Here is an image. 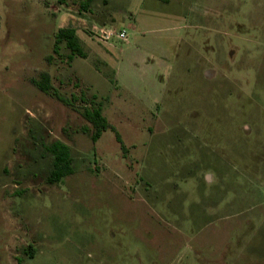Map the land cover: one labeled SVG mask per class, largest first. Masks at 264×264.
Listing matches in <instances>:
<instances>
[{
  "label": "rangeland",
  "instance_id": "obj_1",
  "mask_svg": "<svg viewBox=\"0 0 264 264\" xmlns=\"http://www.w3.org/2000/svg\"><path fill=\"white\" fill-rule=\"evenodd\" d=\"M84 1L0 0V264H264V0Z\"/></svg>",
  "mask_w": 264,
  "mask_h": 264
},
{
  "label": "trees",
  "instance_id": "obj_2",
  "mask_svg": "<svg viewBox=\"0 0 264 264\" xmlns=\"http://www.w3.org/2000/svg\"><path fill=\"white\" fill-rule=\"evenodd\" d=\"M93 0H85L82 3L83 8H88ZM166 2L167 0H161ZM61 45L70 51L68 56L70 61H73L75 57L86 58V54L80 45L77 32L72 28H60L55 34L53 52L59 53ZM48 64L53 60L52 55L46 57ZM34 86L41 92L51 95L65 106L72 107L74 102L78 101L77 97L68 98L62 95L58 89H55L52 84V76L49 71H43L40 73L39 79L32 80ZM80 100L85 104L82 115L84 119L90 124L91 127H83V133L90 134L92 142L95 144L102 136V134L108 130L114 132L116 140L120 144L121 149L126 152L127 148L123 142L121 134L117 131V128L111 124L107 118L103 115L102 104L96 103L93 100H87L82 93ZM88 103L92 106L88 107ZM53 154V166L50 174V180L52 182L59 181L62 177L71 174V161L67 158V147L60 141H56L49 148Z\"/></svg>",
  "mask_w": 264,
  "mask_h": 264
},
{
  "label": "built area",
  "instance_id": "obj_3",
  "mask_svg": "<svg viewBox=\"0 0 264 264\" xmlns=\"http://www.w3.org/2000/svg\"><path fill=\"white\" fill-rule=\"evenodd\" d=\"M112 34V33H111ZM103 37H105V38H109L110 37V35H105L104 33H103V35H102ZM112 36V35H111ZM113 36H117L119 39H122V40H125L126 39V33H125V31H122V32H120L119 34L117 33V34H114ZM107 40V39H106Z\"/></svg>",
  "mask_w": 264,
  "mask_h": 264
}]
</instances>
